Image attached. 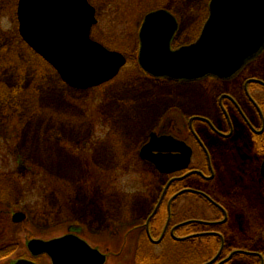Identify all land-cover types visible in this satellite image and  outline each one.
Wrapping results in <instances>:
<instances>
[{
  "label": "rangeland",
  "instance_id": "1",
  "mask_svg": "<svg viewBox=\"0 0 264 264\" xmlns=\"http://www.w3.org/2000/svg\"><path fill=\"white\" fill-rule=\"evenodd\" d=\"M13 1L0 0V202L11 213L22 210L33 216L40 213L44 218L31 221L28 217L9 232L0 228V238L16 235L17 229L22 231L18 230L16 236L19 234L18 238L27 240L61 237L78 221L75 212L81 206L72 204L77 199L100 197L99 189L91 190L84 180H101L106 174L108 219L98 225L90 217L93 228L101 226V232L79 227L93 243L111 250L107 264L114 263L118 259L119 234L133 225L130 221L123 226L118 224L122 215L116 187L134 192L146 191L149 183L158 184V178L149 174L140 161L128 170H121L119 166L126 160V153L139 146L168 107L184 104L189 111L206 102L199 90L182 93V87L175 84L155 87L139 77L142 75L138 64L140 26L149 11L170 4L180 22L175 47L193 43L208 19L210 0H108L114 9L109 12L106 8L101 13L94 37L126 54L129 62L111 82L86 90L67 85L49 63H44L18 40ZM260 66H255L256 71ZM170 110L166 118L169 116L180 123L177 129L182 127V114ZM247 156L239 154L236 159H243L241 169L250 173L244 183L252 189L253 180H260V161L249 160ZM256 196L249 198L252 206L248 211H241L242 215L234 211L231 225L225 229L231 241H234L233 229L245 230L246 236H235L239 239L233 247L260 254L264 261V205ZM206 206L203 204L199 215L214 216ZM23 229L29 231L23 232ZM182 245L186 246V264H196L199 260L197 264H201L214 255L216 244L207 243L206 239L202 243L194 242L202 251L197 254L180 242L174 243V247L168 245L166 250L161 246H154L152 250L156 256L164 255L168 264H176ZM23 254L24 251L12 252L5 260L13 261ZM134 255L130 251L124 253L126 264L135 260ZM230 264H261L260 256L237 255Z\"/></svg>",
  "mask_w": 264,
  "mask_h": 264
},
{
  "label": "flooded vegetation",
  "instance_id": "2",
  "mask_svg": "<svg viewBox=\"0 0 264 264\" xmlns=\"http://www.w3.org/2000/svg\"><path fill=\"white\" fill-rule=\"evenodd\" d=\"M18 1L14 0L12 4L15 13H17ZM88 1L96 9L98 20L92 29L91 37L111 49L106 45L109 43L94 37V31L99 25L101 13L106 11V8L111 12L114 7L108 0H98L99 4L96 3L97 0ZM159 8L170 11L178 20L170 4ZM178 23V30L172 42L174 49L183 46L175 47L180 32L179 20ZM18 40L26 44L19 30ZM125 56L129 60L126 54ZM259 64L261 65L260 70L256 71L255 66ZM140 70L142 75L139 77L155 87L175 84L179 88L182 87V93L191 92L193 89L199 90L206 102L201 104V107L198 106L199 108H190L189 111L186 110L184 104L174 108L168 107V111L171 109L182 114V127L177 129V124L180 123L169 116L166 118L168 113L166 111L164 116L158 117L157 126L146 134V138L140 142L139 146L126 153V160L122 161L119 166L121 170H128L133 163L140 161L149 174L152 173L153 177L158 178V184L154 186L153 183H149L145 188L146 191L134 192L123 191L122 188L116 187L118 209L122 215L118 224L123 226L124 223L130 221L133 225L119 234L120 244L116 245V258L118 259L111 264H126L124 253L128 251L135 253V260L130 264H168L169 261L164 260V255H154L152 250L154 246H161L166 250L168 245L174 247V243H186L190 250L197 254L202 251H200V245H194V242L202 243L204 239L207 243L216 245L214 255L201 264H230L237 255L241 254L252 257L260 256V263L264 264L260 254L233 247L239 239L235 236H246L245 230L242 232L233 229L234 241H231L225 229L227 226V228L230 227L234 211H240L242 215L241 211H248L249 206H252L249 201L250 197L258 195L255 199L258 198L259 203L264 205V176L262 174L264 163V50L236 75L228 79L206 77L194 81H173L153 77L141 68ZM192 97L196 98L197 95L192 94ZM165 119L170 121L167 123ZM173 130L180 131V133L176 134ZM153 136H172L182 141V152H179L182 155L181 170L174 173L162 172L155 162L143 157V148L150 143ZM188 149H191L189 163L186 162ZM153 153L162 156L168 152L163 150L153 151ZM239 154L241 157L248 155L249 160L255 158L260 161L258 169L260 180H253L252 189L250 185L245 186L244 182L246 178H249L250 173L241 169L240 162L243 159H236ZM84 181L86 187H92L91 190L98 188L100 197L99 199H85V201L77 199L72 204L73 207L81 206L75 212V217L79 222H74L64 235H75L87 242L93 249L106 256L104 264H107L111 250L102 249L100 245L93 243L79 227L87 226L89 231L93 229L94 232H101V226L93 228L89 221L92 216L93 222L99 225L108 219L105 210L108 198L107 175L104 174L101 180ZM203 204L207 205L205 208L214 216L204 218L199 215ZM231 204L234 206L231 207ZM0 206V228L8 232L10 228L13 229L18 224L26 222L28 217L31 221L44 218V215L40 213L33 216L22 210L11 213V209L6 208L3 202H0ZM16 212H23L25 219L20 222L14 221ZM141 222L143 224H140ZM25 224L28 225V223ZM18 230L20 231V229L15 231L16 235ZM28 231L23 229V232ZM16 235L6 238L8 240L0 238V252L7 253L0 258V264H16L19 260H28L34 264H53L48 254L34 255L29 248V242L32 239L43 238L34 237L27 240L18 238L19 234ZM43 240L47 241V239ZM169 241L172 243L170 244ZM133 242L135 245L132 244ZM185 247L182 245V251L180 247L176 264H186ZM16 251H24L25 254L13 261L5 260L10 253Z\"/></svg>",
  "mask_w": 264,
  "mask_h": 264
},
{
  "label": "water",
  "instance_id": "3",
  "mask_svg": "<svg viewBox=\"0 0 264 264\" xmlns=\"http://www.w3.org/2000/svg\"><path fill=\"white\" fill-rule=\"evenodd\" d=\"M17 15L27 44L73 88L86 90L107 83L127 64L125 55L92 39L98 20L88 0H19ZM177 30L176 17L166 9L145 16L139 33V64L145 72L176 81L208 76L232 78L264 50V0H211L199 38L174 49L172 41ZM163 150L168 153H153ZM180 151L182 141L172 136H153L142 154L162 172L174 173L182 169ZM190 157L188 149L187 163ZM25 217L23 212H16L14 221ZM29 248L34 255L48 254L53 264L106 261L104 254L75 235L48 241L32 239ZM16 264L34 263L19 260Z\"/></svg>",
  "mask_w": 264,
  "mask_h": 264
},
{
  "label": "trees",
  "instance_id": "4",
  "mask_svg": "<svg viewBox=\"0 0 264 264\" xmlns=\"http://www.w3.org/2000/svg\"><path fill=\"white\" fill-rule=\"evenodd\" d=\"M156 8H158V7H155V9ZM28 48L33 52V54L36 56V57H38V58H40L41 60H42V58L36 53V52H34L29 46H28ZM44 63H46L44 60H42ZM189 245V244H188ZM5 255H7V253H3V252H0V258L2 257V256H5ZM187 259V258H186Z\"/></svg>",
  "mask_w": 264,
  "mask_h": 264
}]
</instances>
